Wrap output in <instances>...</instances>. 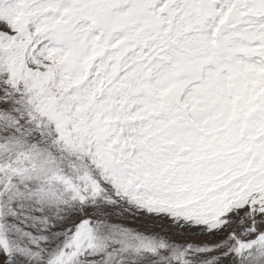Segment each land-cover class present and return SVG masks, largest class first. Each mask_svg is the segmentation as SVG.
I'll return each instance as SVG.
<instances>
[{"label": "snow or ice", "instance_id": "1", "mask_svg": "<svg viewBox=\"0 0 264 264\" xmlns=\"http://www.w3.org/2000/svg\"><path fill=\"white\" fill-rule=\"evenodd\" d=\"M0 264H264V0H0Z\"/></svg>", "mask_w": 264, "mask_h": 264}]
</instances>
